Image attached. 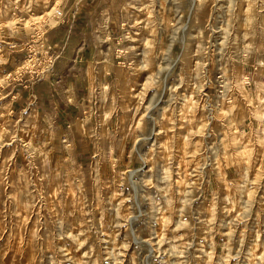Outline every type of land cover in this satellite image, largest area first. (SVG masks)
I'll return each instance as SVG.
<instances>
[{
	"label": "rangeland",
	"instance_id": "374dc122",
	"mask_svg": "<svg viewBox=\"0 0 264 264\" xmlns=\"http://www.w3.org/2000/svg\"><path fill=\"white\" fill-rule=\"evenodd\" d=\"M19 17L62 80L50 114L0 98V264H264V0H0V35Z\"/></svg>",
	"mask_w": 264,
	"mask_h": 264
},
{
	"label": "crops",
	"instance_id": "0c3cea01",
	"mask_svg": "<svg viewBox=\"0 0 264 264\" xmlns=\"http://www.w3.org/2000/svg\"><path fill=\"white\" fill-rule=\"evenodd\" d=\"M85 5L86 6L81 4L80 14L85 11L86 7H89L88 4ZM61 6L64 7L65 5L61 4ZM33 9L37 11V16H42L39 22H43L47 25L46 27L49 28H53L54 26H56V20L53 14L47 16L44 14L43 9L37 8V6H33ZM69 9H74V6L71 5ZM65 19L67 20V22L70 21L67 15L65 16ZM27 24L30 25V22ZM25 26V21L21 20L20 17L16 18L11 24L6 25L5 30H3L2 34L0 35L1 47L3 48L6 44V46L3 48L4 52L3 56H1L2 62L0 63V98L4 97L5 100L2 101V103L5 104L4 111L8 113H11L18 107L25 108V105H28L27 108H30L31 105L37 107L36 103H39L43 106L48 105L46 106L49 112L47 114H50L52 112L51 109L56 108V105L58 103V101L56 100V83L60 82L62 79H57V70H55V65L51 61V59L50 63L44 61L42 64H40V68L37 69L39 71L37 75L30 74L25 68H21L20 64L16 63V61L20 57H23V54L26 50L25 47L34 44L29 43L28 38L31 35L28 34V29ZM10 43H13L15 45L12 46V50L10 48H7V45H9ZM48 56H50V54L48 53L47 48L44 49L43 53L41 51L42 58L46 60ZM9 71H11V73L13 71H20V75H15L16 78L8 82L4 79V77ZM3 81H5V83H2ZM64 82L65 83L61 96L64 95L65 98L61 99L59 102L65 105L67 110H72L74 109L72 107L73 101L69 99L68 95L70 93L67 90L69 86L71 87V89H73V86H76V80L74 79L73 81H69V79H66L64 80ZM69 82H71V84H69ZM72 93L74 95L73 90ZM75 97L77 98L78 96ZM80 102L76 101L75 103L80 104ZM51 105L53 107L49 108L51 107ZM75 107L78 108L77 105Z\"/></svg>",
	"mask_w": 264,
	"mask_h": 264
},
{
	"label": "built area",
	"instance_id": "2783aa9c",
	"mask_svg": "<svg viewBox=\"0 0 264 264\" xmlns=\"http://www.w3.org/2000/svg\"><path fill=\"white\" fill-rule=\"evenodd\" d=\"M52 14L54 17H56V19L59 20L63 16V11L59 8H54L52 11ZM40 34H42V33H40L37 30V28H34L32 34H31V36L33 37L32 39L35 40L36 38H39ZM9 45H10V47H12L14 44L10 43ZM30 48H29V45L25 47L26 50H25L23 57L20 61L21 62L20 67L25 68L27 70V72H29L30 74L37 75L39 73V71L37 69L40 68V64H42L44 61L50 63L51 58H50V56H48V58L45 60L44 58L41 57V51L40 50L32 51ZM31 59L33 60V63H32V65L29 66L26 63V60L29 61ZM15 75H20V71L19 72L13 71L12 73H11V71H9V72H7L4 79L9 82V81L14 80L16 78ZM261 77L264 80V76L261 75ZM224 83L225 82L223 81L221 74H216V77H215L212 85L210 86L211 91L210 92L207 91L204 93L206 110H207L209 116H211L215 112H217L218 109L222 106V104L229 103L231 101V95L228 94L226 96V94H225ZM243 83L246 86H249V85L252 86V76L249 73H244ZM246 176L243 177L244 179L240 180L243 186H245L247 184V182L249 183V181H247V179H246L248 177H246Z\"/></svg>",
	"mask_w": 264,
	"mask_h": 264
}]
</instances>
